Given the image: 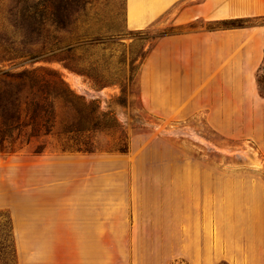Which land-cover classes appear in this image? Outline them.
Here are the masks:
<instances>
[{
    "label": "rangeland",
    "instance_id": "obj_1",
    "mask_svg": "<svg viewBox=\"0 0 264 264\" xmlns=\"http://www.w3.org/2000/svg\"><path fill=\"white\" fill-rule=\"evenodd\" d=\"M17 1L0 0V96L4 71L44 66L59 71L78 97L55 100L50 134L0 143V155L15 161L45 151L131 157V174L130 165L123 164L117 216L108 203V222L116 218L117 228L108 233L106 264H190L181 254L185 232L221 249L243 235L259 250L264 245L259 146L222 138L203 126L201 116L192 118L197 129L168 120L148 111L141 99L142 65L158 39L176 31L181 2L137 29L128 23L132 0H53L58 23L36 28L2 19V8L9 15L18 10ZM259 23L264 18L223 22ZM0 250L2 264L16 262L6 211H0Z\"/></svg>",
    "mask_w": 264,
    "mask_h": 264
},
{
    "label": "crops",
    "instance_id": "obj_2",
    "mask_svg": "<svg viewBox=\"0 0 264 264\" xmlns=\"http://www.w3.org/2000/svg\"><path fill=\"white\" fill-rule=\"evenodd\" d=\"M132 1L141 13L132 22L128 13V23L137 29L181 2L176 31L160 37L142 65L145 108L195 129L192 118L201 116L213 133L253 142L264 153V96L257 78L264 24H223L264 18V0ZM68 154L45 151L24 161L0 155V211L9 215L16 264H106L108 233L117 228L116 218L108 222V203L117 216L123 164L131 174V157ZM199 240L185 232L181 254L190 264H264V245L256 250L243 235L228 239L225 249Z\"/></svg>",
    "mask_w": 264,
    "mask_h": 264
},
{
    "label": "trees",
    "instance_id": "obj_3",
    "mask_svg": "<svg viewBox=\"0 0 264 264\" xmlns=\"http://www.w3.org/2000/svg\"><path fill=\"white\" fill-rule=\"evenodd\" d=\"M17 2L20 3L18 10L10 12L9 15H5L6 11L2 8V19L12 26L36 28L43 27L48 21L53 23L59 21L55 18L57 5L53 0H18ZM3 74L6 77L4 83L6 89L5 94L0 96L2 145L5 142L13 145L21 136L30 140L40 133L50 134L56 122L55 100H66L69 96L78 97L63 75L53 68L32 66L23 68L17 73L7 70ZM257 78L260 94L264 96V62ZM79 98L84 100L81 96ZM10 232L12 235L11 222ZM14 251L16 255L15 246Z\"/></svg>",
    "mask_w": 264,
    "mask_h": 264
},
{
    "label": "bare ground",
    "instance_id": "obj_4",
    "mask_svg": "<svg viewBox=\"0 0 264 264\" xmlns=\"http://www.w3.org/2000/svg\"><path fill=\"white\" fill-rule=\"evenodd\" d=\"M132 5H133V10H132V13H131V19L133 20L134 18H136L137 17V7H136V5H135V3H134V1H132Z\"/></svg>",
    "mask_w": 264,
    "mask_h": 264
}]
</instances>
